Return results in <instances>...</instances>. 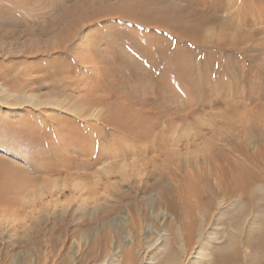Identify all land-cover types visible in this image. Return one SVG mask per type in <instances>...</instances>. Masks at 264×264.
<instances>
[{
  "label": "rangeland",
  "instance_id": "obj_1",
  "mask_svg": "<svg viewBox=\"0 0 264 264\" xmlns=\"http://www.w3.org/2000/svg\"><path fill=\"white\" fill-rule=\"evenodd\" d=\"M190 1L170 2L184 11L182 21L192 24L209 15L207 0ZM221 1L222 11L204 25L197 42L155 26L131 32L122 25L115 34L107 30L119 23H109L107 29L90 26L81 37L85 41L102 28L111 36L102 47L129 53V45L121 42L131 32L166 53L168 63L180 54L187 66L170 71L164 77L167 85L129 79L126 69V78L97 89L34 98L0 96V166L10 170L8 182L21 186L0 198V264H156L177 250L182 264H213V250L225 242L240 210L234 198L223 194L210 202L203 185L204 195L197 200L188 193L187 176L196 177L199 166L210 168L213 153L224 148L235 162L261 173L257 187L264 182V169L239 150L248 146L254 152L264 141V0ZM28 37L0 40V50L25 49ZM89 94L92 99L84 97ZM118 110L130 123L161 113L148 149L144 137L122 135L105 123ZM24 117L50 131L70 122L80 131L81 143L75 146L56 134L57 147L30 143L18 129L37 133L43 128L21 123ZM215 175L210 174L214 184ZM177 187L197 206L195 242L187 252L174 232L192 217L185 207L172 209L164 192L178 193ZM202 239L207 253L197 261Z\"/></svg>",
  "mask_w": 264,
  "mask_h": 264
},
{
  "label": "bare ground",
  "instance_id": "obj_2",
  "mask_svg": "<svg viewBox=\"0 0 264 264\" xmlns=\"http://www.w3.org/2000/svg\"><path fill=\"white\" fill-rule=\"evenodd\" d=\"M158 1L163 2V0H0V40L16 39L17 34L29 35V43L25 49H18L17 52L0 50V80L3 82H0L2 84L0 96L4 98L6 94V97L13 95L16 98H22V96L28 95L26 98H34L38 95L51 96L76 90L87 91L102 87L103 83H114L119 77H128L129 79L134 77L133 79L139 82L148 79L147 84L152 86L154 84L167 85L164 77L174 69L182 71L186 65V58L175 54L174 62L168 63L166 53H163L159 48L153 46L151 48L148 40L131 32H135L137 28L147 30L155 26V29H166L173 35L197 42L204 25L215 21L213 19L217 17L219 11H222L223 4L221 0H207L209 15H204V18H200V16L197 22L189 24L181 20L186 16L184 11L174 5L175 3H170L174 0H169V3L162 6H158ZM201 1L191 0L189 4H198ZM247 8L243 4L242 10L247 11ZM109 23H119L120 27L109 30L110 26H107ZM95 25L108 28L107 30L114 34L123 28L122 25H129L131 32L129 31L126 39L121 37L123 41L121 43L128 44L130 52L127 53L125 49L116 47L109 49V46L102 47L103 43L111 40L110 33L106 30L103 31L102 28L85 41L80 42L86 29ZM118 39L120 40V38ZM44 41L46 45H40ZM107 52L114 54L108 56ZM106 65L108 66L105 69ZM126 69L130 72L129 76L124 77ZM156 70L158 73L155 72ZM104 75L105 79L102 78ZM5 85L8 90H5ZM91 95L84 97L92 99ZM78 97H82V95ZM18 103L21 104V99H18ZM160 117V112L155 115L149 113L130 123L129 116L125 117L118 110L117 113H113L107 118L105 123L113 124L119 128L122 135L144 137L146 139L144 148L148 149L153 138L152 131L160 125ZM21 123L30 126L40 125L38 120L29 117H24ZM5 124L7 123L5 122ZM41 125L39 128H43L40 129L42 132L26 133L25 131L24 133L23 130L18 129V134L23 135L22 137L30 143L47 146V148L56 146L53 139L55 134L74 143L75 146L81 143L79 141L80 131L70 122L67 125L63 122L51 131L50 128H44ZM258 147L254 152L250 151L248 146L241 147L239 150L248 161L258 164L261 169H264V141H261ZM228 150L218 148V152L213 153L215 162L211 165L212 167L199 166L195 174L196 177L187 176L188 193L200 200L204 195L201 187L203 185L210 202L214 195L223 194L234 199L240 196V199L232 201L237 203L240 210L236 223L234 222L233 227L227 229L228 236L225 242L220 246H215L213 264H263L264 182L261 187L260 184L257 187L256 183L260 181L261 173L235 162L230 158V150ZM92 161L90 160L89 163ZM1 167L2 165L0 166V198L3 199L10 189L19 190L21 186L17 183L15 186L14 183L8 182L7 172L10 170ZM51 169L55 170L54 167ZM210 174H216V185L212 182ZM176 191L178 193H175V190H164L165 195L169 197L168 205L172 209L185 207L186 214L192 217L181 226L179 231L174 232V238L183 241V251L187 252L191 250V246L195 242L197 223L193 216L197 206L190 202L183 188L177 187ZM175 195L178 199L174 197ZM228 213H232L231 208ZM257 223L259 228L255 227ZM201 241L199 249L195 247L198 249L195 251L198 254L197 261L199 256L201 258L207 253L203 239ZM246 249L249 251L245 252ZM180 252L177 250L176 254L155 262L156 264H182ZM153 259L151 257L150 260L153 261ZM193 263L195 264V262Z\"/></svg>",
  "mask_w": 264,
  "mask_h": 264
}]
</instances>
